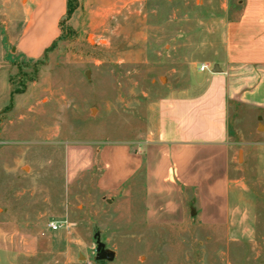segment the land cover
<instances>
[{"label":"rangeland","instance_id":"obj_1","mask_svg":"<svg viewBox=\"0 0 264 264\" xmlns=\"http://www.w3.org/2000/svg\"><path fill=\"white\" fill-rule=\"evenodd\" d=\"M76 1L49 52L8 69L1 54L12 60L8 34L27 0H0V264H264L262 137L239 147L224 227L150 226L141 178L108 194L97 154L70 166L72 150L153 132L158 101L211 68L214 20H236L243 0ZM97 233L113 262L96 261Z\"/></svg>","mask_w":264,"mask_h":264},{"label":"crops","instance_id":"obj_2","mask_svg":"<svg viewBox=\"0 0 264 264\" xmlns=\"http://www.w3.org/2000/svg\"><path fill=\"white\" fill-rule=\"evenodd\" d=\"M21 8L23 21L9 32L6 46L13 61L1 54L8 69L16 58L40 60L58 41L67 0H27ZM239 10L236 20H214L216 62L200 73L187 71L191 80L158 101L156 127L146 138L70 153L71 169L78 170L92 167L97 154L103 193L141 178L150 226H180L191 217L207 227L230 223L239 147L264 139V0H243ZM216 66L219 73H213Z\"/></svg>","mask_w":264,"mask_h":264},{"label":"water","instance_id":"obj_3","mask_svg":"<svg viewBox=\"0 0 264 264\" xmlns=\"http://www.w3.org/2000/svg\"><path fill=\"white\" fill-rule=\"evenodd\" d=\"M218 67L216 66L213 73H219ZM194 214V212H193ZM96 240V261H107V262H113L115 259V256L111 253H108L106 250V246L104 243L101 242L100 234L97 233L94 237Z\"/></svg>","mask_w":264,"mask_h":264},{"label":"trees","instance_id":"obj_4","mask_svg":"<svg viewBox=\"0 0 264 264\" xmlns=\"http://www.w3.org/2000/svg\"><path fill=\"white\" fill-rule=\"evenodd\" d=\"M76 8H77V1L76 0H67V13H66V16L64 17V19L60 22L61 33H62V29L65 25V21L68 20L72 16V14L75 12ZM55 43L46 51L45 55L55 45ZM22 93H24V92L23 91H21V92L16 91V92H13L11 96L13 98L16 94H22Z\"/></svg>","mask_w":264,"mask_h":264},{"label":"built area","instance_id":"obj_5","mask_svg":"<svg viewBox=\"0 0 264 264\" xmlns=\"http://www.w3.org/2000/svg\"><path fill=\"white\" fill-rule=\"evenodd\" d=\"M206 69H208V67H206V66H202L201 68H200V70H206ZM63 227V224H54V223H51V224H49L48 225V228L51 230V231H58V230H60L61 228Z\"/></svg>","mask_w":264,"mask_h":264}]
</instances>
